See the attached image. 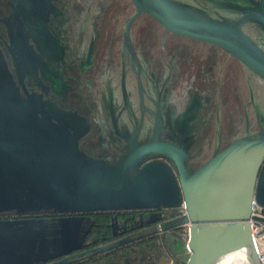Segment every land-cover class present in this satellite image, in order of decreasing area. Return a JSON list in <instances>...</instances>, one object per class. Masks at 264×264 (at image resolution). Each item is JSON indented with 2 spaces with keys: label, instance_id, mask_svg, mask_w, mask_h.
I'll return each mask as SVG.
<instances>
[{
  "label": "rangeland",
  "instance_id": "374dc122",
  "mask_svg": "<svg viewBox=\"0 0 264 264\" xmlns=\"http://www.w3.org/2000/svg\"><path fill=\"white\" fill-rule=\"evenodd\" d=\"M26 1L33 6V0ZM172 1L187 5L182 0ZM235 1L240 2L238 0ZM243 1L251 6L247 7L251 11H245L242 9L243 6L242 8H236L230 4H221L222 2L218 4L217 0H190L191 3L203 6L204 9L209 8V13L210 11L211 13L215 11L214 13H217V17H220L221 21L223 19L225 22L234 23L233 25L249 38H260L261 35H264V28L258 22L259 18L255 11L257 7L253 3V1L259 0ZM0 2L7 3L3 11L6 9L7 14L14 15L13 13H15L16 9L15 0H0ZM44 2L56 10L55 14L62 21L60 31L56 32L58 33L59 41H56V46L50 49L49 56L55 62H62L63 60L68 62L69 56L71 58L77 56V61H79L77 64L81 65V68L77 67L76 71L84 68V78L87 83L84 82L82 76H78L77 82L85 84V88L81 93L85 92L83 95L89 101L91 111H85V102L79 109H82L86 115L90 116L89 119L91 121L88 123L89 127L86 134L92 140L90 142L93 146L95 144L100 146L104 155L111 157V154H118L119 156L121 155L119 157L121 159L130 151L128 139H122L116 135L112 121L117 117L121 123L126 125L128 131H137L131 138L138 144L148 143L150 138L151 140L155 138L154 122L143 113L140 107L142 91L147 94L150 91L153 93L156 91L160 94V98L165 96V102H169V98H173V101L184 98L190 107L194 108L192 111L196 117L203 118V121L207 117L211 120V122L207 123L210 124L207 131L204 132L205 135L209 136V141H211L204 155L199 153L201 150L200 145L192 148V139L196 138L193 137V128L188 129L192 139L187 144L180 145L175 143L179 147L187 145L189 153L187 163L190 171L196 170L214 153L224 148L236 137L264 129V81L243 66L235 56L227 52H221L220 48L208 43H190L188 38L169 33L157 21L146 14L137 18L127 29L129 20L136 14V8L131 0H44ZM10 3L13 5L12 8ZM11 18L9 16L5 17L4 22L0 19V24L4 25V23L12 20ZM0 33L5 34L2 26L0 27ZM8 38H10L9 35ZM260 39H264V37ZM7 45L11 47L13 45L12 40L7 42ZM179 47H183L184 51L176 53V58L174 59L173 54ZM28 48L38 59L39 53L35 52V50L33 51L30 47ZM3 51V47H0V52ZM15 55L18 58L21 57L22 61L28 57L22 49H20V53L16 51ZM200 56L202 57L200 58ZM3 57V54L0 53V63L5 66ZM174 62L180 66V73L177 78H173L169 74L170 66L175 64ZM183 62L193 65L199 62V66L192 68ZM212 62L214 63L213 73L205 76L204 73L208 67L212 66ZM25 66L28 74H32L35 66L37 67V62H33L32 66L30 64H25ZM145 73H147V77L142 79ZM56 78L57 75L53 71L52 79H48L46 75H43L40 80L42 84L40 86L37 84L39 87L37 86L36 90H33L34 99L39 109V118L38 115L36 117L41 123L38 136L42 144H48V154L43 153L44 156L52 161L59 159L62 164L68 166L72 152L79 151L80 155L83 153L80 149L83 148L82 144H78L77 139L86 131V118L78 115L77 111H75L76 106L71 108L67 102H64V99L67 98V86L64 89L59 79ZM208 81L212 82V85ZM75 91L74 89L72 90L74 96L71 99L76 98L77 94L75 93L77 92ZM206 94H210L209 97H211V101L208 104L205 102ZM84 97L82 96V98ZM127 99L132 105V113H128L124 109V106L127 105ZM79 101H81V98ZM148 103L150 108H152L151 102L149 101ZM219 105L221 110L220 119H218L217 115ZM9 116H12L11 118L15 121H24L21 115L14 112H11ZM99 117L102 119L103 129L107 130V133L111 130L105 136L101 134V127L96 126L99 125L97 124L98 121L96 122ZM179 117L180 113H178L177 118L173 117L172 127L176 128L175 132L179 131L178 127H176ZM143 120L145 122H142ZM141 123L142 125L144 124V128L141 133L142 138L138 141L139 130L135 128ZM23 125L25 126V124ZM148 126L150 127L149 133ZM162 126L163 122L160 120L159 140L171 141ZM198 130L201 131L202 127H198ZM152 131L153 133H151ZM219 133H221L222 143L217 147ZM109 135L111 138H109ZM149 135L151 136L150 138ZM109 140L112 142H109ZM32 146V141L27 147L23 145L22 155H17V157H13L11 153H8L7 157L4 156V159L0 157V171H28L34 162L38 160ZM108 147H110L109 150ZM74 148L78 151H74ZM152 156L157 157L158 155L153 154ZM123 159L119 160L118 163ZM112 161L114 163L117 162L113 159ZM101 162L111 165L108 161L102 160ZM54 165L53 162L52 164L48 163L50 171L53 170ZM180 207L181 205L177 208L178 214H180ZM164 210L166 211L164 214L168 215L171 213L170 210L173 209ZM86 223L88 222H85L84 225ZM4 225L13 226L0 229V232H8L7 235L9 236L18 234L19 236L30 238L37 237L43 242L47 240L48 231L42 229V226L39 227L41 224L37 221H32L28 224L18 221L14 224ZM84 225L83 227L79 225V228H83V232L81 230V239L79 231L76 233L78 238H75L74 241L70 240L71 235H74V228L68 227V248H79V246H82V239L85 236L84 229L87 227ZM27 226L31 227L28 229ZM32 227L37 229L34 230ZM183 229L182 226L178 232L181 231L180 233H183ZM41 231L44 233L43 238L39 234ZM167 234L168 237H174L183 243L178 234H170V231ZM40 241L38 242L39 249H36V245L32 248L26 246L20 252L21 260L13 263L8 260L5 264H35L42 262L50 256L51 249H49L48 245H41L43 242ZM30 248L32 251H30ZM23 249L29 255H25ZM179 255L183 256V261L185 259L188 261L190 256L187 248L184 252H179ZM170 263L173 264V262Z\"/></svg>",
  "mask_w": 264,
  "mask_h": 264
},
{
  "label": "water",
  "instance_id": "95a60500",
  "mask_svg": "<svg viewBox=\"0 0 264 264\" xmlns=\"http://www.w3.org/2000/svg\"><path fill=\"white\" fill-rule=\"evenodd\" d=\"M131 2L136 14L128 29L138 17L149 15L169 33L208 43L235 56L264 80V51L232 23L200 19V12L172 0ZM253 3L259 18L256 20L264 28V0ZM39 128L35 115L32 147L38 160L28 171H6L7 177L10 174L14 177H8L3 194L7 204L0 208L1 216L14 213L37 217L19 220L28 224L49 215L177 209L182 204L186 207L185 214L151 229L77 253H73L75 249L68 251L67 245L69 224L77 217L62 218L59 259L46 264H73L144 235H163L183 225H189L190 229L187 264H228L234 255L244 264H264L252 225V220L257 219L254 205L264 210V129L233 139L190 171L187 145L179 147L171 141L159 140V115L155 138L145 144L128 138L130 151L114 166L80 155L76 148L74 151L78 152H72L68 166L59 159H47L43 149L48 144L39 141ZM153 154L159 158L153 159ZM49 162L55 164L52 171ZM31 192L39 198L36 204L14 205V197L25 200ZM16 222L0 221V229L13 227L4 224Z\"/></svg>",
  "mask_w": 264,
  "mask_h": 264
},
{
  "label": "flooded vegetation",
  "instance_id": "af4514ba",
  "mask_svg": "<svg viewBox=\"0 0 264 264\" xmlns=\"http://www.w3.org/2000/svg\"><path fill=\"white\" fill-rule=\"evenodd\" d=\"M33 1H34L33 6H31V4H29L27 1L20 0V2L16 4L15 13H13L14 15L7 14L6 9L3 11V8L7 6V3L0 2L1 5L0 19L4 22L5 17L7 16H9V18L12 17L11 18L12 20H9V22L4 23V25L0 24V27L2 26L3 30H5V34L0 33V47H3L4 49V51L0 53L3 54L4 56L3 58L5 61V66H3L0 63V157L4 159V156L7 157L8 153H11V155L13 154V157H17V155H22L21 152L23 145H26L27 147L30 141H32L33 119L35 115H38L39 118V109L34 99L33 90L34 91L36 90L35 88H37L38 86L37 84H39V86L42 84L40 80L42 79L43 75H46L48 79H52V71H53L54 74L57 75L56 79H59L61 85L64 86V89H66L65 86H67V92H66L67 98L64 99V102H67L71 108L72 106H76L77 108L76 110L75 109L74 110L77 111L78 115L80 117L86 118L85 119L86 131H84L85 133L82 134L79 137V139H77L78 144L79 143L82 144L83 148H80L83 151L82 154L84 156H88V158L93 161L100 160L98 162H101L103 160L107 162L108 160H110V157L104 155V152H101L102 149L100 148V146L96 144L95 146H93V144L91 143L92 140L89 139L90 137L86 134L87 128L89 127L88 123L91 120L89 119L90 116L86 115L85 111L87 110L91 111V108L89 107L90 103L86 99V96L84 97L83 95V93L85 94V92L81 93L85 88V84L81 82H77L78 76H82L84 82L87 83L86 79L84 78L85 70L83 68L81 70L76 71L77 67L81 66L77 64L79 62L77 61L78 60L77 56L76 57L74 56L75 58L74 57L71 58L69 56L68 62H66L65 60H63L62 62L61 61L55 62L54 60H52V58L49 56V51H51L50 50L51 48H54L56 46L57 43L56 41H59L58 40L59 36L57 37L58 33L56 32L60 31V24L62 21L61 19L58 18L57 14H55L56 10L53 7H51L49 4H46L44 0H33ZM217 3L230 4L233 7L242 8V5L238 6L222 0L220 2L219 0H217ZM198 6L204 9L203 6L200 5ZM10 7L11 8L13 7L11 3H10ZM208 9L209 8H207L206 10L208 11ZM242 9H244L245 11L246 10L251 11V9H248L245 6ZM256 10L257 9H255V11ZM214 12L215 11H212V14L217 15V13ZM130 20L128 22V25L130 24ZM56 27H58V29H56ZM8 35L10 38H8ZM261 37H264V35H261ZM260 38L254 37L253 39L256 42L264 41V39H260ZM11 40L13 45L10 47L9 45H7V42H10ZM188 41L190 43L201 42L189 38ZM28 47L32 48L33 51L35 50V52L39 53L38 59H36L35 55L30 51ZM20 49H22L23 52L25 51L28 56L24 58V61L27 60L25 61L26 63L21 60V57L18 58V56L15 55L16 51L20 53ZM183 51L184 48L179 47V49L173 54L174 59L176 58L175 55L176 53H182ZM221 52L224 51L221 50ZM201 57L202 56H200V58ZM33 62H37V67L35 66V69L33 70L32 74L31 73L28 74L27 67L25 66V64H30L32 66ZM174 63L175 64H172L170 66L169 74L173 78H177L180 73V66L176 62ZM183 63L187 66H191L192 68L195 66L196 67L199 66L198 65L199 62H196L194 65L190 64L189 62H188L189 64H187V62H183ZM213 70H214V63L212 62V66L208 67L207 71H205L204 73L205 76L213 73L212 72ZM146 77H147V73H145L142 76V79ZM206 79H202V80L204 81ZM209 82L210 81H208V83ZM210 83L212 85V82ZM190 84L192 85V83ZM73 89L74 91L77 90L75 91L77 92L75 93L77 94L75 99H71V97L74 96V93H72ZM81 95L85 99L82 98ZM209 96L210 94H206V101H205L206 104H208L211 101V97ZM77 97H80L81 101H79L80 98ZM149 101L152 104V108H150V106L148 105ZM84 102L86 104L85 111L79 109L81 105L84 104ZM140 103H141L140 107L143 113H145V115H147V117L154 122L153 125L154 127H155L157 115H159V110H160L159 116H160V120L163 122L162 128L165 134L167 135V137L170 138L172 142L179 143L180 145L187 144V142L190 139H192L190 137L191 136L190 130L188 129L193 128V135H194L193 137L196 138L192 139V143H193L192 148L200 145L201 150L199 151V153H201V155L202 154L204 155L207 152L211 141H209V136L207 134L205 135L204 132L207 131L208 125H210L207 123L211 122V120L207 117L203 121V118L196 117V115H194L192 111L194 108L190 107L189 103L186 102V99L185 100L184 98H182L181 100L175 99L173 101V98H169V102H165V96L164 98H160V94L156 91L154 93L150 91L149 94H147L146 92L144 93L142 91ZM225 105L226 104L224 102V106ZM69 108L68 110H70ZM131 108L132 105L130 101L127 99V105L124 106V109L126 110V112L128 111V113H132ZM11 112L21 115L24 121L20 122L13 120L11 118L12 116H9ZM178 113H180V117H179L178 125L176 127H178L177 129L179 131L177 130L178 132H175L176 128L172 127V121H173V117L177 118ZM217 115H218V119H220L221 117L220 105ZM97 121H98L97 124L99 125L96 126L101 127L102 129L101 134L103 136L109 134L111 130H109L107 133V130L103 129L102 126L103 122L101 117H99L98 120H96V122ZM142 122H145V120H143ZM23 124H25V126ZM112 124L114 125L115 132L117 133L116 135L122 139L124 138L127 140L128 138L133 137L137 132V131L134 132L128 131L126 125L124 123H121L118 117L112 121ZM39 125L41 126L40 121H39ZM198 127H202V130L201 131L198 130ZM137 128L139 130L137 135V140L139 141V139L142 138L141 133L143 131L144 124L143 125L142 123L139 124L138 126H136L135 129ZM148 129H149L148 130L149 133L150 132L149 126ZM153 131L151 133H153ZM110 135L109 138H111ZM150 135L149 138L151 137ZM218 137L219 140L217 143V147L220 146V144L222 143L221 133L218 134ZM109 142L112 141L109 140ZM46 145L47 144H45V146ZM47 149L48 148L44 147L43 149L44 154H48ZM109 149L110 147H108V150ZM92 151L93 153H91ZM155 158H159V156ZM10 176L14 177L13 174H10L8 177L10 178ZM8 177L5 171H0V208L4 207L7 204V202L4 200L5 197L3 196V194L8 183ZM27 195L29 197L21 201H19L18 198L14 197V201H13L14 205L21 207L27 204H36L39 201V198L32 192L28 193ZM63 215L56 217L67 218L70 216L69 214H63ZM27 218L31 219L37 217L23 216L14 213H10L3 216L0 215V221L12 222V221L24 220ZM124 237H121L119 239H122ZM80 251L83 250L82 249L77 250L75 251V253Z\"/></svg>",
  "mask_w": 264,
  "mask_h": 264
},
{
  "label": "trees",
  "instance_id": "16d2710c",
  "mask_svg": "<svg viewBox=\"0 0 264 264\" xmlns=\"http://www.w3.org/2000/svg\"><path fill=\"white\" fill-rule=\"evenodd\" d=\"M108 162L113 166L118 163V154H111ZM155 158V157H153ZM114 161L117 162H113ZM178 209L170 210L165 215L164 209H136L121 211H95L83 214H69V217L90 218L92 225L86 236V245L82 250L91 249L116 241L117 239L143 232L155 227L161 222L174 219L179 214ZM56 217L61 215H49L43 217ZM64 216V215H63ZM162 216V218H160ZM186 244L176 238L163 235L149 234L136 240L89 256L88 258L73 264H186L179 252H184Z\"/></svg>",
  "mask_w": 264,
  "mask_h": 264
},
{
  "label": "crops",
  "instance_id": "0c3cea01",
  "mask_svg": "<svg viewBox=\"0 0 264 264\" xmlns=\"http://www.w3.org/2000/svg\"><path fill=\"white\" fill-rule=\"evenodd\" d=\"M217 151V150H216ZM77 217V216H76ZM75 217V218H76ZM63 218V217H62ZM59 217H43L41 219H39V224H41L39 227H41L42 229H45L48 231L47 233V240L46 242L43 240L40 241V239H38L37 237H27V236H19L17 235H7L8 232H0V264H5L6 261H10V262H18L19 260H21V256H20V252L22 250V248L26 247V246H30L31 248L33 246L36 247V249H39L38 247V242H43L41 243V245H48L49 249H51V254L50 256H48L45 260H43L42 262L39 263H35V264H46L50 261L53 260H57L59 259V251H60V247H61V241H60V227H61V219ZM42 222V223H41ZM47 222V223H46ZM85 222H88L85 224ZM45 224V225H44ZM88 224V225H87ZM79 225H81L83 227L87 226L84 230L85 232V236L84 239H82V246L78 247H72V248H68V251L74 250L73 252L75 253V251L82 249L85 245H86V236L88 234V231L91 228L92 222L90 220L89 217L84 216L82 217H77V220L74 219V221H72L69 226L74 228V235H71L70 240L74 241L75 238H78V234L76 235V233H79L80 239H81V230L83 232V228H79ZM29 227L31 226H27V228L29 229ZM34 230H36V227H32ZM79 229V230H78ZM43 231H41L39 234L40 236L43 238L44 237V233H42ZM68 233V232H67ZM35 240V241H33ZM67 241H68V237H67ZM30 248V251H32V249ZM23 253L25 255H29V253H27V251H25L23 249ZM45 258V257H44ZM26 264V263H25ZM32 264V263H31Z\"/></svg>",
  "mask_w": 264,
  "mask_h": 264
},
{
  "label": "built area",
  "instance_id": "2783aa9c",
  "mask_svg": "<svg viewBox=\"0 0 264 264\" xmlns=\"http://www.w3.org/2000/svg\"><path fill=\"white\" fill-rule=\"evenodd\" d=\"M180 214L183 215L186 213V207L185 204H182L180 209H179ZM254 215L256 216L257 219L252 220V225H253V234L255 237L256 245L259 251L260 258L262 262L264 263V210H262L260 207H258L256 204L254 205ZM181 227L173 229L170 231L171 233H175L176 235L181 238V240L187 244L189 241V236H190V229L189 225H183V233L178 232ZM169 233V232H168ZM178 237V238H179Z\"/></svg>",
  "mask_w": 264,
  "mask_h": 264
},
{
  "label": "bare ground",
  "instance_id": "6f19581e",
  "mask_svg": "<svg viewBox=\"0 0 264 264\" xmlns=\"http://www.w3.org/2000/svg\"><path fill=\"white\" fill-rule=\"evenodd\" d=\"M182 1H184L189 7H191V8H193V9H195L196 11H198V12H200V14H198L199 15V18L200 19H210V20H213V21H218V22H220L221 21V18L220 17H217V15H215V14H210L209 13V11H207V10H204L203 8H201V7H199V6H197L196 4H194V3H191L190 2V0H182ZM223 1H226V2H230V3H232V4H234V5H242L243 7L245 6V7H251L247 2H245V1H243V0H238V1H240V2H236L235 0H223ZM248 13V12H247ZM250 18H251V16H250ZM251 20V19H250ZM234 24V23H233ZM261 25V24H260ZM261 27L263 28V25H261ZM255 29V28H254ZM253 37V36H252ZM262 38V37H261ZM254 42H255V40L254 39H252ZM257 45H259L260 46V48L264 51V41H262V42H255ZM260 80H262L261 78H259ZM264 81V80H263ZM263 91V90H262ZM258 105V104H257ZM219 140V139H218ZM150 141H152L151 140V138H150ZM149 141V142H150ZM228 264H244L243 263V261H242V259H240V257H238L237 255H234L233 257H231V260H230V262L228 263Z\"/></svg>",
  "mask_w": 264,
  "mask_h": 264
}]
</instances>
